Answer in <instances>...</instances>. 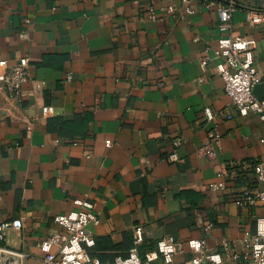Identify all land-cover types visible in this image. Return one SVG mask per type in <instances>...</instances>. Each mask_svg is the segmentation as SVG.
I'll list each match as a JSON object with an SVG mask.
<instances>
[{
  "label": "crops",
  "instance_id": "crops-1",
  "mask_svg": "<svg viewBox=\"0 0 264 264\" xmlns=\"http://www.w3.org/2000/svg\"><path fill=\"white\" fill-rule=\"evenodd\" d=\"M231 2L233 36L256 45L254 94L264 99V21L248 22L263 0H195L193 14L181 0H0V61L28 58L45 83L11 98L0 68V223H23L7 232L1 264H44L40 244L66 236L55 220L77 200L95 207L89 253L101 262L127 257L141 228L142 254L171 237L174 264H190L188 241L204 238L223 264H244L243 240L264 202L236 201L248 187L264 192L255 174L264 122L239 113L218 74V10ZM211 131L219 144L205 155ZM62 244L51 250L57 259Z\"/></svg>",
  "mask_w": 264,
  "mask_h": 264
},
{
  "label": "built area",
  "instance_id": "built-area-1",
  "mask_svg": "<svg viewBox=\"0 0 264 264\" xmlns=\"http://www.w3.org/2000/svg\"><path fill=\"white\" fill-rule=\"evenodd\" d=\"M195 0H181L184 6V13H194ZM134 5L143 3L150 4L152 0H132ZM237 6L234 2L220 7L219 31L222 36L219 39V48L215 52V58L221 60L218 65V74L225 82V93L230 98L232 105L242 116L256 115L264 122V99L255 96V87L260 84V78L255 66V48L254 41L246 40L241 37H234L232 34V20ZM174 8L169 7L167 12L173 13ZM150 18H155L152 7H149ZM264 21V0L263 7L257 12L248 14V22L251 24H261ZM26 38V35H23ZM211 59L206 58L203 66L206 67ZM0 68L3 70L1 83L6 93L11 98H19L24 87L31 83L35 93H42L45 89V83L36 81L30 68L28 58L19 59L14 65H9L7 61H0ZM203 82L202 80L200 81ZM49 109H44V115ZM216 114L211 109H205V120L213 122ZM182 143L181 139L174 141L173 145L178 148ZM219 144V137L214 131L209 133L208 141L201 150L202 154L213 155L211 145ZM107 147L112 143L108 141ZM171 162H177L176 153L170 155ZM256 178L264 181V165L257 166L255 169ZM214 189L217 186L213 187ZM258 202H264V192H253L251 188L242 191L236 205L245 209L255 205ZM74 204L79 208L66 215L56 218L55 222L66 231V236L60 238L57 235L50 236L40 244V249L45 253L44 264H109L93 258L89 250L96 245L93 232L90 230V224L97 221L94 214L95 207L87 201L77 200ZM23 223L20 219L12 222L0 223V264L4 253L7 251L4 247L6 234L10 230L20 231ZM134 248L125 258H117L114 264H174L175 257L180 250V244L171 237L160 240L154 250L141 253L144 243L143 229L137 228L133 232ZM62 239L63 244L59 247V259L51 253L54 246H57ZM188 247L193 253L190 264H223L222 254L211 252L208 249L206 239H191L188 241ZM226 247V242H224ZM244 264H264V218L256 220V231L246 233L243 240ZM237 258V257H234Z\"/></svg>",
  "mask_w": 264,
  "mask_h": 264
},
{
  "label": "trees",
  "instance_id": "trees-1",
  "mask_svg": "<svg viewBox=\"0 0 264 264\" xmlns=\"http://www.w3.org/2000/svg\"><path fill=\"white\" fill-rule=\"evenodd\" d=\"M249 188H250V187H249ZM152 250H154V248L150 249L149 251H152Z\"/></svg>",
  "mask_w": 264,
  "mask_h": 264
},
{
  "label": "water",
  "instance_id": "water-1",
  "mask_svg": "<svg viewBox=\"0 0 264 264\" xmlns=\"http://www.w3.org/2000/svg\"><path fill=\"white\" fill-rule=\"evenodd\" d=\"M257 89V86L255 87V90ZM255 90H254V92H255Z\"/></svg>",
  "mask_w": 264,
  "mask_h": 264
}]
</instances>
